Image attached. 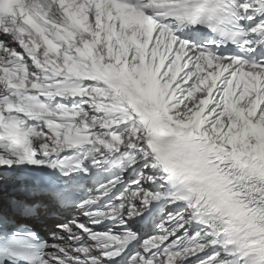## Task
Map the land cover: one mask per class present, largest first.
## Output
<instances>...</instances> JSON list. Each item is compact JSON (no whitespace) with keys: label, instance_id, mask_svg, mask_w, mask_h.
Returning a JSON list of instances; mask_svg holds the SVG:
<instances>
[{"label":"snow or ice","instance_id":"obj_1","mask_svg":"<svg viewBox=\"0 0 264 264\" xmlns=\"http://www.w3.org/2000/svg\"><path fill=\"white\" fill-rule=\"evenodd\" d=\"M0 264H264V0H0Z\"/></svg>","mask_w":264,"mask_h":264}]
</instances>
